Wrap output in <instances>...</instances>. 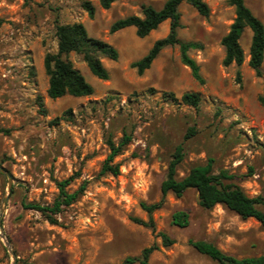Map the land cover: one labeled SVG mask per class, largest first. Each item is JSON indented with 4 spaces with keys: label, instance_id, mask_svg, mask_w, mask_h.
<instances>
[{
    "label": "rangeland",
    "instance_id": "374dc122",
    "mask_svg": "<svg viewBox=\"0 0 264 264\" xmlns=\"http://www.w3.org/2000/svg\"><path fill=\"white\" fill-rule=\"evenodd\" d=\"M83 1L0 0V165L12 178L9 190L7 176L0 172V264H12L13 254L15 264H122L154 243L158 249L148 264H217L189 239L208 240L236 257L263 253L264 223L243 219L221 204L202 208L192 188L181 197L165 196L151 213L154 230L132 220H148L140 204L160 199V184L179 142L185 151L179 176L211 157L214 171L234 174L247 195H264V60L257 76L248 65L250 29L240 38L242 64L224 66L221 38L233 21L234 7L228 0H203L209 6L203 16L182 1L177 34L201 44L188 53L204 82L181 62L177 45L163 47L139 74L131 62L168 33L169 20L145 37L137 36L134 26L111 33L110 24L130 14L141 16L142 5L161 8L165 0H114L107 9L89 0L95 6L93 17ZM245 2L264 24V0ZM73 22L116 47L118 58L100 56L108 70L107 79H100L81 54L70 52L68 59L93 93L50 98L44 56L57 50L56 24ZM186 91L199 93L198 107L181 101ZM163 92H172L177 100ZM189 127L195 133L184 140ZM124 134L130 140L113 159L119 174L100 173L110 152L107 139L118 144ZM67 178V191L83 182L85 188L56 215V223L22 206V201L51 204L57 182ZM176 209L189 213L187 226L170 223ZM159 232L175 242L163 246Z\"/></svg>",
    "mask_w": 264,
    "mask_h": 264
},
{
    "label": "trees",
    "instance_id": "16d2710c",
    "mask_svg": "<svg viewBox=\"0 0 264 264\" xmlns=\"http://www.w3.org/2000/svg\"><path fill=\"white\" fill-rule=\"evenodd\" d=\"M114 0H98L102 8H109ZM182 1L191 4L199 14L207 16L209 6L203 0H165L161 8L152 5H142V15L130 14L114 20L109 27V32L113 33L119 29L134 26L135 33L139 37L147 36L156 29L160 23L169 20V31L161 38L156 39L148 51L139 59L132 61L131 66L136 68L139 74L150 67L160 50L165 46L177 45L181 62L189 67L191 75L200 83L204 82L199 71V64L189 55V50L200 48L201 44L196 41L181 40L178 37L180 23V12L178 6ZM234 7V18L227 33L221 38L224 47V57L222 64L228 66L232 63L241 65L244 60V51L240 44V38L245 30L251 31V39L248 49V65L257 76L261 75V65L264 60V24L259 17L248 7L245 0H228ZM83 8L90 17L94 16L95 6L89 0L82 3ZM57 37V50L48 52L44 56L43 66L48 76V87L46 93L50 98H58L66 94L71 96H87L93 93V86L85 79L83 74L76 69L68 59L70 52L81 54L83 61L87 64L93 75L100 79H107L108 70L103 65L100 56L112 60L118 58V50L109 42L100 38L92 37L88 34L85 26L81 22L57 23L55 26ZM239 75V71H237ZM164 97H169L176 101L177 98L172 92H163ZM181 101L198 107L200 95L194 91H186L181 95ZM40 110L45 112L43 100L38 96ZM58 117L54 119L56 122ZM195 129L189 127L183 139L193 136ZM130 140V136L124 134L118 144L110 138L107 139L110 152L105 158L100 173L119 174V164L113 163L114 157L121 151L122 147ZM185 155L183 142H179L174 147L167 164L166 173L160 184L161 197L153 203L141 202V208L148 214V220L139 217H132V220L154 230V223L151 213L160 208L165 196L172 193L176 197H181L187 189H195L198 194V204L205 209H210L216 204H221L229 210L235 212L241 218L253 217L264 223V195L249 196L242 187L233 179L234 174L226 169L217 172L213 169V158L208 157L204 163L191 166L185 175L179 176L178 166ZM71 178L57 182L58 194L51 204H40L34 201H22L24 208L36 209L51 223H56V215L63 208L72 204L84 191L83 182L76 190L69 192L66 185ZM170 223L178 227H185L189 224V213L183 209H176L172 212ZM161 244L163 246L172 245L175 240L165 232H159ZM189 244L199 253L206 255L217 264H264V252L258 255L236 257L219 249L214 243L204 239H189ZM158 249L157 244L144 247L138 256H127L122 264H148L151 254Z\"/></svg>",
    "mask_w": 264,
    "mask_h": 264
},
{
    "label": "water",
    "instance_id": "95a60500",
    "mask_svg": "<svg viewBox=\"0 0 264 264\" xmlns=\"http://www.w3.org/2000/svg\"><path fill=\"white\" fill-rule=\"evenodd\" d=\"M0 172L3 173V174H5L7 176V179H8V189L10 190L11 189V181H12V178H11L10 174L7 172V170L2 165H0ZM5 201H6V197L4 198V202ZM1 212H2V210H1ZM8 249L11 251V253H13L12 250L9 247H8ZM15 262H16V258H15L14 254H13L12 264H15Z\"/></svg>",
    "mask_w": 264,
    "mask_h": 264
}]
</instances>
